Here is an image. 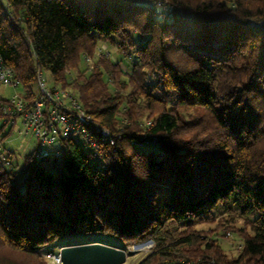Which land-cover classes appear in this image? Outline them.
Listing matches in <instances>:
<instances>
[{
  "label": "trees",
  "instance_id": "16d2710c",
  "mask_svg": "<svg viewBox=\"0 0 264 264\" xmlns=\"http://www.w3.org/2000/svg\"><path fill=\"white\" fill-rule=\"evenodd\" d=\"M166 1L167 14L138 0H6L13 16L0 1V56L23 90L49 71L115 135L100 155L72 137L21 168L0 158V264H49L48 246L84 234L152 241L138 264H264V0ZM100 41L138 61L72 76ZM218 215L229 231L200 227ZM232 234L235 257L218 243Z\"/></svg>",
  "mask_w": 264,
  "mask_h": 264
},
{
  "label": "built area",
  "instance_id": "2783aa9c",
  "mask_svg": "<svg viewBox=\"0 0 264 264\" xmlns=\"http://www.w3.org/2000/svg\"><path fill=\"white\" fill-rule=\"evenodd\" d=\"M0 1L10 16H13L11 7L6 0ZM138 1L144 5L159 6L165 14L168 13L166 0ZM0 84L15 90L21 87L20 79L14 70L3 62L1 56ZM0 119L3 120L2 125L10 127L20 119L25 132H31L36 137L37 156L60 155L63 152L62 140L72 137L91 146L96 154L100 150L101 143L115 144L114 133L106 127L96 124L91 114L82 107L78 98L68 88L54 84L49 85L43 77V71H38L36 74L33 96L24 90L15 91L6 96L0 93ZM94 133L97 136H94ZM0 158L7 166H13L7 151L1 146ZM153 245L152 241H148L149 251ZM46 257L50 261L49 264H62L60 253L49 252Z\"/></svg>",
  "mask_w": 264,
  "mask_h": 264
},
{
  "label": "rangeland",
  "instance_id": "374dc122",
  "mask_svg": "<svg viewBox=\"0 0 264 264\" xmlns=\"http://www.w3.org/2000/svg\"><path fill=\"white\" fill-rule=\"evenodd\" d=\"M110 57L113 62H118V64L121 66L123 70H125L126 73H129V70H131L132 64L138 61V58L136 56H133L130 58L126 53H123L119 47L118 41L116 42H106V41H100L94 53L92 55H85V58L81 60L79 63V69L78 70H72L71 75L76 76L78 71L82 72L84 70L89 73L93 68H100L102 71H104L103 67L100 65V62L102 60H107L104 58ZM110 59V60H111ZM43 77L49 85H53V77L49 71L43 70ZM123 79L126 80V77L123 76ZM106 80L109 82L111 90H114V82L113 78L111 75H106ZM35 88V85H34ZM70 90V89H69ZM122 94L127 93L130 91L129 87L127 89H124ZM15 91H23V88H17L16 90L11 88V87H5L0 84V93L6 95H9ZM25 91V90H24ZM30 95V94H29ZM32 96V95H30ZM147 117V115L145 116ZM141 121L144 126L146 124H150V120L152 118L147 117ZM3 120L0 119V125H2ZM107 128V127H106ZM108 129V128H107ZM21 124V120L18 119L17 122L10 127L9 125H6L4 130L2 131V135L8 134L7 137L4 138L0 142V146L3 149H6L7 153L11 151L14 155V161L19 165V168H21L24 165L25 161V156L31 153L33 150H35L37 146V140L36 137L33 135V133L28 132L26 133L25 130ZM154 142L156 141L155 138L152 139ZM139 147H144L146 149H149V146L147 145H142ZM86 150H90L89 147H85ZM93 161V160H92ZM226 217L223 215H218L216 218V221L212 223H205L202 224L200 227L205 229L206 231H211V230H216L219 231L220 235H223L225 232L229 231V227L224 228L223 224L221 223L222 220H224ZM229 225V223H227ZM231 226H235L236 229H239L243 226H245V223L243 220H238L236 223H233ZM239 237L237 235H230L228 237L224 236L220 238L219 244L224 248L225 252L231 256L235 257L238 254V240ZM91 242H102L106 243L108 245L114 246V247H119V248H124L120 242L119 239H117L114 236H108V235H77L73 236L70 238H63L62 240L58 241L56 244L48 246L44 252L45 258L50 262L49 259H47L46 254L49 252H54V253H59L60 249L63 246H68V245H74V244H80V243H91ZM146 243L142 244H136L133 246H130L128 248H124L128 255L127 259L124 263L122 264H138V262L145 257L148 253L149 250L147 248ZM152 249V248H151Z\"/></svg>",
  "mask_w": 264,
  "mask_h": 264
},
{
  "label": "water",
  "instance_id": "95a60500",
  "mask_svg": "<svg viewBox=\"0 0 264 264\" xmlns=\"http://www.w3.org/2000/svg\"><path fill=\"white\" fill-rule=\"evenodd\" d=\"M59 253L62 264H122L128 255L124 248L102 242L63 246Z\"/></svg>",
  "mask_w": 264,
  "mask_h": 264
}]
</instances>
